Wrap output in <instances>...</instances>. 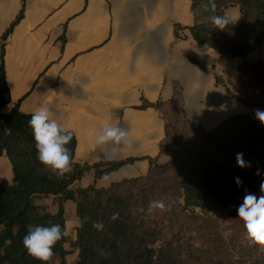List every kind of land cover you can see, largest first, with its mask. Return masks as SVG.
<instances>
[{
  "label": "trees",
  "instance_id": "trees-1",
  "mask_svg": "<svg viewBox=\"0 0 264 264\" xmlns=\"http://www.w3.org/2000/svg\"><path fill=\"white\" fill-rule=\"evenodd\" d=\"M211 2L217 6L215 13L210 0H192L193 24L188 28L177 25L175 36L188 37L182 33L188 29L198 43L229 58L243 57L264 45V0ZM236 5L241 9L238 21L225 31L214 28L210 16ZM13 26L2 36L0 64V156H7L14 174L12 181L0 182V264H44L27 254L22 240L29 224L50 223L61 224L64 236L46 264L56 259L57 264H69L65 246L68 200L75 203L79 219L72 241L79 252L73 264H264V252L243 243L242 236L228 240L220 231L219 219L208 214L238 208L245 192L259 193L264 182V124L255 118L256 109L264 110V59L239 65L240 99L250 110L235 113L209 131L187 118L178 95L168 102L143 101L140 108L154 107L165 120L160 150H169L171 159L159 163L157 158H149L146 175L99 187L97 181L105 174L137 158L74 162L77 138L73 134L68 145L72 171L58 179L37 159L28 124L32 113L21 111L18 103L9 112L2 111L11 101L3 60L5 41ZM179 123L187 131L196 130L186 156L170 148L172 135L180 130L174 126ZM238 153H243L250 167H238ZM89 171H93V182L74 188L73 184ZM236 177L242 180L239 187ZM49 195L55 198L56 212L35 203L37 197ZM153 200H163L168 210L149 214L148 205ZM113 213H119V218L112 220ZM233 216L238 217L237 212ZM97 221L103 222L102 231L92 226ZM101 251L108 255L102 256Z\"/></svg>",
  "mask_w": 264,
  "mask_h": 264
},
{
  "label": "crops",
  "instance_id": "crops-1",
  "mask_svg": "<svg viewBox=\"0 0 264 264\" xmlns=\"http://www.w3.org/2000/svg\"><path fill=\"white\" fill-rule=\"evenodd\" d=\"M191 2L0 0V64L2 36L14 23L3 60L11 101L2 111L18 103L21 111L34 113L47 103L57 122L77 138L74 162L137 158L111 172L112 180L99 179V187L146 175L149 158L164 163L172 153L160 150L165 138L161 112L140 108L143 101L168 102L178 95L187 118L209 131L250 110L240 99L239 65L264 59V45L229 58L198 43L188 29L182 32L188 37L177 38V25L193 24ZM225 12L241 16L238 5ZM106 121L128 130L130 146L114 151L111 144L95 143L89 132ZM13 175L9 159L1 155L0 182L12 181ZM93 179L89 171L73 187H86ZM66 225L76 230L78 217L70 228L66 219Z\"/></svg>",
  "mask_w": 264,
  "mask_h": 264
},
{
  "label": "clouds",
  "instance_id": "clouds-1",
  "mask_svg": "<svg viewBox=\"0 0 264 264\" xmlns=\"http://www.w3.org/2000/svg\"><path fill=\"white\" fill-rule=\"evenodd\" d=\"M209 6L215 13L216 4L210 0ZM209 19L214 28L225 31L229 24H235L238 21V16L224 12L223 14H214ZM255 118L264 124V110L256 109ZM28 124L32 130L39 162L58 179L70 173L72 171V150L68 145L73 139V132L57 122L53 109L47 103L39 106L31 114ZM89 135L93 136L95 143L100 146L113 145L114 151L122 145L130 146L131 144L128 130L108 121L98 129L90 130ZM236 162L240 168L251 166L250 162L245 161L243 153L236 155ZM256 174L259 175V171ZM108 178L107 174L102 177L104 180H108ZM235 182L238 187L242 185V180L239 177L235 178ZM260 192L262 194L257 197L255 193L246 191L242 203L237 208V214L238 218L243 221L245 238L249 245H255L260 252H264V182L260 184ZM156 210H168L163 200L150 201L148 213L151 214ZM139 211L143 212L144 209L141 208ZM118 218L119 213H113L111 219ZM92 226L100 231L104 228L102 221H97ZM63 236L64 231L59 223H50L49 226L29 224L22 244L28 255L46 264L52 260L55 255L54 248ZM101 255L107 256L108 253L101 251Z\"/></svg>",
  "mask_w": 264,
  "mask_h": 264
},
{
  "label": "rangeland",
  "instance_id": "rangeland-1",
  "mask_svg": "<svg viewBox=\"0 0 264 264\" xmlns=\"http://www.w3.org/2000/svg\"><path fill=\"white\" fill-rule=\"evenodd\" d=\"M177 125L178 126H174V127H178L180 128V130L174 132V134L172 135L173 138L170 139V148L177 151L179 155L186 156L189 152V149L192 147V142L195 141V136L193 135L196 134V130L195 131L185 130L183 123H179ZM109 179L112 180V177L110 176L108 180H104V181L108 182ZM261 194H262L261 192L256 193L257 197H259ZM53 202L55 203V198L52 195H49L47 197L41 196L35 199V203L37 205H40L46 208L47 210L53 209V207H51V204ZM67 208L68 209L65 213V217L68 220V227L70 228L69 225L77 221V215H76V209H75L74 202L69 201ZM56 209L57 207L54 208L53 210H56ZM235 212H237V208H234L228 211L220 210V209L212 210L208 212V214L219 219L221 223L220 231L228 240H229V237L231 236L232 237L236 236V238H239L242 236L243 243H249L245 238V229H244L243 221L240 220L238 217L235 218V216H233V213ZM237 228H239L240 232L237 231ZM66 235H67L68 241L65 246H66V249L69 251V254L66 257V260L69 264H73L76 261L78 252H79V250L72 245V241L76 235L75 228L72 227V229L70 228L69 230H67ZM53 264H57V259L53 261Z\"/></svg>",
  "mask_w": 264,
  "mask_h": 264
}]
</instances>
